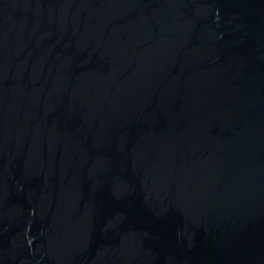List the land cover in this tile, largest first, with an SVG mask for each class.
<instances>
[{"label":"water","instance_id":"water-1","mask_svg":"<svg viewBox=\"0 0 264 264\" xmlns=\"http://www.w3.org/2000/svg\"><path fill=\"white\" fill-rule=\"evenodd\" d=\"M0 264H264V0H0Z\"/></svg>","mask_w":264,"mask_h":264}]
</instances>
